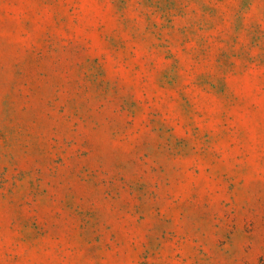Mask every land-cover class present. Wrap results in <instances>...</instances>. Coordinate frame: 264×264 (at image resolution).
<instances>
[{"label":"rangeland","instance_id":"374dc122","mask_svg":"<svg viewBox=\"0 0 264 264\" xmlns=\"http://www.w3.org/2000/svg\"><path fill=\"white\" fill-rule=\"evenodd\" d=\"M0 264H264V0H0Z\"/></svg>","mask_w":264,"mask_h":264}]
</instances>
